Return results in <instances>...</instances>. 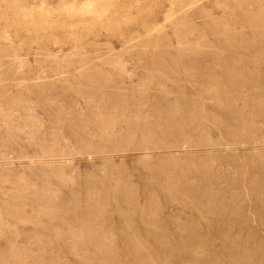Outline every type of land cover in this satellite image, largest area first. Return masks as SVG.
Returning <instances> with one entry per match:
<instances>
[{"label": "rangeland", "instance_id": "rangeland-1", "mask_svg": "<svg viewBox=\"0 0 264 264\" xmlns=\"http://www.w3.org/2000/svg\"><path fill=\"white\" fill-rule=\"evenodd\" d=\"M87 1L0 0V264H264V0Z\"/></svg>", "mask_w": 264, "mask_h": 264}, {"label": "bare ground", "instance_id": "bare-ground-1", "mask_svg": "<svg viewBox=\"0 0 264 264\" xmlns=\"http://www.w3.org/2000/svg\"><path fill=\"white\" fill-rule=\"evenodd\" d=\"M235 1V0H234ZM238 1V0H237ZM178 2V1H177ZM189 2H191V1H189ZM198 2V1H197ZM196 2V3H197ZM179 3H181V1H179ZM227 3V2H226ZM174 4H176V3H174ZM191 4H193V3H191ZM224 4V3H223ZM229 4V3H228ZM238 4V3H237ZM180 6H181V4H179ZM187 5V4H186ZM173 6V5H172ZM237 6H239V4L237 5ZM110 7H111V2L109 1V0H89V1H87L85 4H84V6L83 7H81V8H77V6H70V9H69V12H70V14H73V15H76V14H78V15H82V19H84V20H87V19H92V22L94 23V22H97V20L98 19H100V18H103L107 13H108V11H109V9H110ZM188 7H189V5H188ZM192 7V6H191ZM190 7V8H191ZM239 7H241V5L239 6ZM69 8V7H68ZM227 8H230V7H226V9ZM66 9V8H65ZM179 9H180V7H179ZM173 10V9H172ZM181 10V9H180ZM173 11H175V10H173ZM177 11V10H176ZM64 13V12H63ZM175 13V12H174ZM179 13V12H178ZM181 13V12H180ZM179 13V14H180ZM170 14V13H169ZM173 14V13H172ZM176 14V13H175ZM178 15V14H177ZM167 16V15H166ZM168 18L166 19V20H169V16H167ZM174 17V16H173ZM177 18V17H176ZM184 18V17H183ZM94 20V21H93ZM172 20V19H171ZM175 20V19H174ZM185 20V19H184ZM178 21H181V20H178ZM90 22V21H89ZM173 22V21H172ZM175 22V21H174ZM177 22V21H176ZM175 22V23H176ZM182 22V21H181ZM185 22V21H184ZM174 23V24H175ZM164 24H166V23H164ZM172 24V23H171ZM177 24V23H176ZM181 24V23H180ZM179 24V25H180ZM167 25V24H166ZM170 25V24H169ZM182 25H183V23H182ZM186 25V24H185ZM160 27V26H159ZM172 28H173V26H171ZM175 27V26H174ZM181 27H183V26H181ZM176 28V27H175ZM179 28H180V26H179ZM186 28V27H185ZM156 30H158V29H156ZM161 30V29H160ZM159 30V31H160ZM177 30H178V28H177ZM152 31V30H151ZM150 31V32H151ZM154 31V30H153ZM180 31H182V30H180ZM149 32V33H150ZM162 32V31H161ZM165 32V31H164ZM178 32V31H177ZM184 32V31H183ZM182 32V33H183ZM3 33V32H2ZM151 33H153V32H151ZM155 33H158V31L157 32H155ZM167 33V32H166ZM175 33V32H174ZM181 33V34H182ZM4 34V33H3ZM164 34V33H163ZM178 34V33H177ZM180 34V33H179ZM186 34V33H185ZM151 35V34H150ZM160 35V34H159ZM166 35V34H165ZM6 36V35H5ZM7 36H9V35H7ZM156 36V35H155ZM154 36V37H155ZM163 38V37H162ZM183 38V37H182ZM1 39V38H0ZM16 39H18V38H16ZM153 39V38H152ZM6 40V39H5ZM166 40V39H165ZM178 40V39H177ZM10 41H11V39H10ZM20 41V40H19ZM151 41V40H150ZM4 42V41H3ZM9 42V41H8ZM22 42V41H21ZM30 42V41H29ZM0 43H1V40H0ZM152 43H153V41H152ZM5 43H3V45H4ZM9 44H10V42H9ZM179 44V43H178ZM2 45V44H1ZM10 46V45H9ZM11 46H15V45H11ZM10 46V47H11ZM21 46V45H20ZM180 46V45H179ZM8 47V46H7ZM22 47V46H21ZM45 47V46H44ZM193 47V46H192ZM1 48V47H0ZM15 48V47H14ZM20 48V47H19ZM3 49H4V47H3ZM5 49H7V48H5ZM12 49V48H11ZM22 49V48H21ZM45 49H47V48H45ZM44 49V50H45ZM76 49V48H75ZM199 49V48H198ZM1 50V52L3 51L2 49H0ZM14 50H16V49H14ZM18 50V49H17ZM9 50L7 49V52H8ZM12 51V50H11ZM10 51V52H11ZM20 51V50H19ZM42 51V50H41ZM4 52V51H3ZM2 52V53H3ZM18 52V51H17ZM108 52V51H107ZM16 53V52H15ZM42 53V52H41ZM44 53V52H43ZM46 53V52H45ZM60 53V52H59ZM101 53V52H100ZM6 54H8V53H6ZM11 54H12V52H11ZM78 54H79V51H78ZM98 54V53H97ZM13 55V54H12ZM16 56H18L17 54H15ZM52 55V54H51ZM60 55V54H59ZM70 55V54H69ZM75 55V54H74ZM73 55V56H74ZM76 55H77V53H76ZM7 56V55H6ZM15 56V57H16ZM78 56V55H77ZM89 56V55H88ZM8 57H10V56H8ZM12 57V56H11ZM21 57V56H20ZM49 57V56H48ZM55 57V56H54ZM261 57V56H260ZM1 59L3 58V57H0ZM13 59H14V57H12ZM18 58V57H17ZM17 58H16V61H17ZM51 58V57H50ZM58 58V56L56 57V59ZM70 58H72V55H71V57ZM74 58V57H73ZM116 58V57H115ZM54 59V58H53ZM65 59V58H64ZM67 59H68V57H67ZM75 59H76V57H75ZM74 59V60H75ZM79 59V58H78ZM86 59V58H85ZM12 60V59H11ZM19 60V59H18ZM60 60L61 59H59V63H60ZM72 60V59H71ZM3 61V60H2ZM15 61V60H14ZM22 61V60H21ZM63 61V60H62ZM84 61V60H83ZM102 61V60H101ZM119 61H120V59H119ZM118 61V62H119ZM57 62V61H56ZM55 62V63H56ZM69 62V61H68ZM95 62V61H94ZM98 62H100V61H98ZM117 62V63H118ZM15 63H18V62H15ZM21 63H23V62H21ZM42 63V62H41ZM58 63V62H57ZM74 63V62H73ZM86 63H87V61H86ZM86 63H84L85 65H86ZM117 63H115V64H117ZM62 64H64V63H62ZM66 64V63H65ZM64 64V65H65ZM70 64V67L69 68H72L71 67V63H69ZM75 64V63H74ZM79 64V63H78ZM82 64V63H81ZM120 64V63H119ZM1 65V64H0ZM26 65V64H25ZM25 65H21V68H22V66H25ZM59 65V64H58ZM76 65V64H75ZM105 65V64H104ZM19 66V65H18ZM63 66V65H62ZM66 66L67 65H65V68H66ZM74 66V65H73ZM87 66V65H86ZM116 66H118V65H116ZM26 67V66H25ZM24 67V68H25ZM58 67V66H57ZM59 67H60V65H59ZM58 67V68H59ZM67 67V68H68ZM79 67H81V66H79ZM13 68V67H12ZM42 68V67H41ZM74 68V67H73ZM78 68V67H77ZM23 69V68H22ZM79 69V68H78ZM81 69V68H80ZM5 70V69H4ZM42 70V69H41ZM60 70V69H59ZM66 70V69H65ZM71 70V69H70ZM0 71H2V70H0ZM63 71H64V69H63ZM81 71V70H80ZM101 71V70H100ZM5 73V71H2V73ZM55 72V71H54ZM70 72V71H69ZM81 72H84L83 70L81 71ZM88 72V71H87ZM86 72V73H87ZM102 72V71H101ZM1 73V72H0ZM85 73V74H86ZM59 74V73H58ZM84 74V73H83ZM82 74V75H83ZM46 75V74H45ZM56 75V74H55ZM59 75H62V74H59ZM72 75V74H71ZM81 75V76H82ZM2 76V75H1ZM4 76V75H3ZM73 76V75H72ZM88 76V75H87ZM87 76H85L86 78H87ZM91 76V75H90ZM47 77V76H46ZM75 77V76H74ZM83 77V76H82ZM89 78V77H88ZM91 78V77H90ZM41 79V78H40ZM65 79V78H64ZM90 81V80H89ZM92 81V80H91ZM73 82H75V80L73 81ZM95 82V81H94ZM2 84V83H1ZM65 84V83H64ZM76 84V83H75ZM67 85V84H66ZM79 88H81V87H79ZM84 88V87H83ZM92 88V87H91ZM75 89H77V88H75ZM88 89V88H87ZM72 90V89H71ZM84 90V89H83ZM41 91V90H40ZM121 92V91H120ZM44 93V92H43ZM80 96V95H79ZM22 105V104H21ZM100 110V109H99ZM13 114V113H12ZM29 119V118H28ZM21 121V120H20ZM30 121H31V119H30ZM32 122V121H31ZM113 122V121H112ZM113 124H114V122H113ZM34 125V124H33ZM40 125V124H39ZM9 128V127H8ZM7 128V129H8ZM43 128V127H42ZM87 130V129H86ZM20 131V130H19ZM18 131V132H19ZM31 131V130H30ZM33 131V130H32ZM22 133V132H21ZM27 135V134H26ZM25 135V136H26ZM28 135H30V134H28ZM54 138V137H53ZM17 139H19V138H17ZM32 140H33V138H32ZM31 140V141H32ZM30 141V140H29ZM28 141V142H29ZM33 142V141H32ZM187 143V142H186ZM177 145V144H176ZM182 148V147H181ZM7 155V154H6ZM82 156V155H81ZM3 160V159H2ZM9 160V159H8ZM33 165V164H32ZM63 165V164H62ZM117 172V171H116ZM107 178V177H106ZM54 192V191H53ZM54 194H55V192H54ZM56 194H58V193H56ZM108 196H110V195H108ZM46 209V208H45ZM153 215H154V213H153ZM155 229V228H154ZM157 229V228H156ZM155 229V230H156ZM153 230V229H152ZM179 231V230H178ZM105 235V234H104ZM181 240V239H180Z\"/></svg>", "mask_w": 264, "mask_h": 264}]
</instances>
